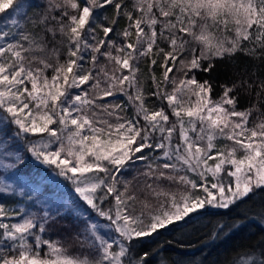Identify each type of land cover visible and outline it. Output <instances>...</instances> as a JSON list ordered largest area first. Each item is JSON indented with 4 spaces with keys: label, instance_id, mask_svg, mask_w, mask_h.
I'll use <instances>...</instances> for the list:
<instances>
[{
    "label": "snow or ice",
    "instance_id": "snow-or-ice-1",
    "mask_svg": "<svg viewBox=\"0 0 264 264\" xmlns=\"http://www.w3.org/2000/svg\"><path fill=\"white\" fill-rule=\"evenodd\" d=\"M29 161L0 264H186L163 232L264 201V0H0V169ZM237 236L223 264H264V203L201 244Z\"/></svg>",
    "mask_w": 264,
    "mask_h": 264
},
{
    "label": "trees",
    "instance_id": "trees-1",
    "mask_svg": "<svg viewBox=\"0 0 264 264\" xmlns=\"http://www.w3.org/2000/svg\"><path fill=\"white\" fill-rule=\"evenodd\" d=\"M33 2H38V0H33ZM131 2V0H129ZM123 21L121 24L123 25ZM159 75V72H158ZM231 75V72L225 73L224 69H221L220 75L217 79V83L225 81L228 76ZM150 87V84H149ZM218 91V89H217ZM23 172H31V175L36 178H43L46 173L43 169H39L33 164L31 161L28 162L27 167L23 168L21 173H9L5 172L3 169H0V180L3 177L9 176L11 178H15L16 181L18 177L23 176ZM27 178V177H23ZM45 182V181H44ZM48 184H52L51 182H45ZM261 203H264L259 197L255 198L251 203L243 205L241 208L233 209L230 213H227L226 210H216V209H208L206 215H201L196 218L195 228L197 231L193 232L192 227L188 228H178L174 231L163 232L162 235L158 238L157 244L160 246H164L167 248L166 255L170 256L172 260H180L183 259L186 264L188 261L195 260L197 262L202 261L203 264H223V262L230 256L233 255V248L236 245H239L241 242V237H233L230 240H224L223 242L218 240L215 244H201L202 240H205L207 237V233L211 229L213 223H215L218 219L223 217L224 219H228L229 217L237 216L240 212H242L246 208H258ZM256 226L251 227L244 233V236L248 235V232H256ZM52 239H64L63 234H52ZM168 242H171V247H168ZM189 243L196 244L195 248H181L180 245H188ZM155 246V245H154ZM70 250L77 252L79 254V246L78 245H70ZM181 253H186L181 255Z\"/></svg>",
    "mask_w": 264,
    "mask_h": 264
},
{
    "label": "rangeland",
    "instance_id": "rangeland-1",
    "mask_svg": "<svg viewBox=\"0 0 264 264\" xmlns=\"http://www.w3.org/2000/svg\"><path fill=\"white\" fill-rule=\"evenodd\" d=\"M3 179H6L7 182H9V183H15L16 182L15 178H11L9 176L1 178V180H3ZM45 182H51L55 186V178L54 177H49Z\"/></svg>",
    "mask_w": 264,
    "mask_h": 264
}]
</instances>
